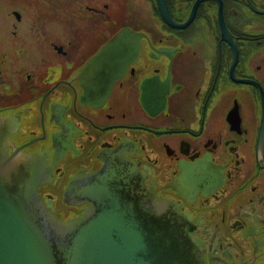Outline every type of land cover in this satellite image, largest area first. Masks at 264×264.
Masks as SVG:
<instances>
[{
  "label": "flooded vegetation",
  "instance_id": "af4514ba",
  "mask_svg": "<svg viewBox=\"0 0 264 264\" xmlns=\"http://www.w3.org/2000/svg\"><path fill=\"white\" fill-rule=\"evenodd\" d=\"M0 119L58 222L135 170L206 263L264 264V0H0Z\"/></svg>",
  "mask_w": 264,
  "mask_h": 264
},
{
  "label": "water",
  "instance_id": "95a60500",
  "mask_svg": "<svg viewBox=\"0 0 264 264\" xmlns=\"http://www.w3.org/2000/svg\"><path fill=\"white\" fill-rule=\"evenodd\" d=\"M8 136L0 128V264H225L206 263L173 204L138 184L135 170L131 179L98 174L84 215L58 222L37 194L47 177L40 161L8 157Z\"/></svg>",
  "mask_w": 264,
  "mask_h": 264
}]
</instances>
